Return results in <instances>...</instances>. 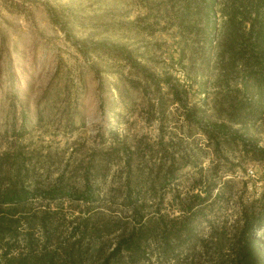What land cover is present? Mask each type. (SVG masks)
<instances>
[{
    "label": "trees",
    "instance_id": "1",
    "mask_svg": "<svg viewBox=\"0 0 264 264\" xmlns=\"http://www.w3.org/2000/svg\"><path fill=\"white\" fill-rule=\"evenodd\" d=\"M177 2L175 15L172 2L150 12L172 29L158 67L147 66L155 62L144 50L109 40L75 44L82 57L123 63L122 106L137 95L141 118L153 129L93 159L97 169L124 155L123 186L107 197L119 198L118 212L97 208V188L86 177L79 186L57 176L44 188H28L19 149L4 150L0 264H264V0ZM51 85L41 97L57 94ZM190 170L188 189L172 194L165 208L156 189ZM31 198L42 207L30 212ZM230 202L235 207L227 226L219 213Z\"/></svg>",
    "mask_w": 264,
    "mask_h": 264
},
{
    "label": "rangeland",
    "instance_id": "2",
    "mask_svg": "<svg viewBox=\"0 0 264 264\" xmlns=\"http://www.w3.org/2000/svg\"><path fill=\"white\" fill-rule=\"evenodd\" d=\"M161 2H172L171 14L175 15L177 0H0V153L19 149L25 186L44 188L57 176L79 186L86 177L97 188V208L118 212L119 198L109 203L107 197L115 193L114 187L123 186L124 155L115 159L117 163H104L97 169L93 159L120 140L131 143L153 129L141 118L137 95L126 108L122 106L119 94L125 88L118 76L126 74L123 63L82 57L75 44L109 40L133 52L144 50L155 62L147 66L158 67L172 35L168 23L157 22L150 13ZM47 7L53 10L57 24L50 20ZM50 80L57 94L41 97ZM16 86L19 96H15ZM110 130L117 133L115 138ZM133 150L131 169L136 164ZM193 172L178 183L156 189L165 208L172 194L183 196ZM238 186L233 185L232 192L237 194ZM69 206L67 201L61 204L64 210H70ZM41 207L37 199H30V212ZM234 207L230 202L219 213L227 226Z\"/></svg>",
    "mask_w": 264,
    "mask_h": 264
}]
</instances>
